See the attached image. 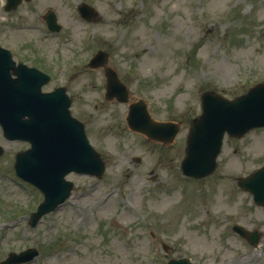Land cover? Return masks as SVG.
<instances>
[{
	"label": "rangeland",
	"instance_id": "374dc122",
	"mask_svg": "<svg viewBox=\"0 0 264 264\" xmlns=\"http://www.w3.org/2000/svg\"><path fill=\"white\" fill-rule=\"evenodd\" d=\"M4 3L0 33L35 50L17 56L55 75L46 90L66 88L106 172L101 179L69 175L70 198L32 227L42 194L14 174L16 155L29 144L6 140L0 129V263L36 248L30 264H167L179 257L264 264V209L237 186L264 166V129L226 137L208 178L188 179L180 169L202 93L233 99L264 83V0H33L11 14ZM80 4L97 11L93 22L79 19ZM48 10L59 35L44 31ZM100 50L131 100L144 99L157 121L181 124L173 144L128 130L127 105L104 98L105 68L85 67ZM235 225L258 230L260 244L234 234Z\"/></svg>",
	"mask_w": 264,
	"mask_h": 264
},
{
	"label": "water",
	"instance_id": "95a60500",
	"mask_svg": "<svg viewBox=\"0 0 264 264\" xmlns=\"http://www.w3.org/2000/svg\"><path fill=\"white\" fill-rule=\"evenodd\" d=\"M84 8L93 13L91 9ZM50 16L52 24L55 18L52 14ZM2 54L9 59L10 54ZM105 62L103 54L99 53L91 66L96 68ZM6 65V69L11 67L9 61ZM8 71L6 78L0 79V125L9 140L27 141L31 145V149L17 156L15 168L20 177L38 187L45 196L38 212L32 216V225L35 226L42 215L55 210L70 196L72 184L64 181L66 174L75 171L100 177L104 165L89 145L83 125L71 118L68 110L70 101L63 89L51 95H42L40 88L46 80L36 78L35 73L23 71L17 81H13ZM107 78V96L118 95L120 101H126L127 92L116 74L108 70ZM128 123L133 130L165 142H171L178 133L176 125L153 122L141 104L130 108ZM262 127L264 85L234 100L212 92L204 93L202 115L193 121L190 129L187 156L182 163L184 174L196 178L209 175L216 167L215 160L226 133L238 138L253 128ZM239 186L253 195L257 205L264 206V168L249 178L241 179ZM257 239L255 235L254 244ZM37 255L35 250L12 254L2 264L27 263ZM168 264L190 263L188 260H172Z\"/></svg>",
	"mask_w": 264,
	"mask_h": 264
},
{
	"label": "flooded vegetation",
	"instance_id": "af4514ba",
	"mask_svg": "<svg viewBox=\"0 0 264 264\" xmlns=\"http://www.w3.org/2000/svg\"><path fill=\"white\" fill-rule=\"evenodd\" d=\"M2 38H3V39L6 38V34H5V35L2 34ZM5 40H6V39H5Z\"/></svg>",
	"mask_w": 264,
	"mask_h": 264
}]
</instances>
